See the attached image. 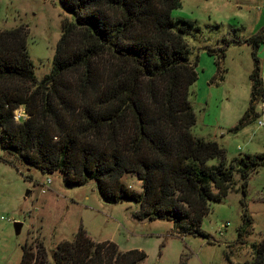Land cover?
<instances>
[{
	"label": "trees",
	"instance_id": "trees-1",
	"mask_svg": "<svg viewBox=\"0 0 264 264\" xmlns=\"http://www.w3.org/2000/svg\"><path fill=\"white\" fill-rule=\"evenodd\" d=\"M58 3L73 18L62 20L49 71L40 79L27 58L23 27L0 29V150L13 156L0 159L58 172L64 184L91 181L103 202L133 201L136 220L170 219L177 234L203 235L197 224L207 203L225 195L232 169L243 191L247 172L264 164V153L226 163L215 141L189 133L194 117L186 96L196 57L189 60L182 34L192 21L171 17L178 0ZM263 37L264 27L244 39L252 59L248 106L231 130L253 114V100L263 98L255 55ZM221 40L205 46L216 69L228 44ZM18 106L25 116L14 121ZM126 174L134 175L139 191L121 181ZM250 247V259L225 258L262 264L264 237ZM35 249L21 245L18 264H137L144 257L135 248L118 251L112 241H94L82 227L55 244L51 261L40 242ZM177 264L185 263L179 258Z\"/></svg>",
	"mask_w": 264,
	"mask_h": 264
},
{
	"label": "rangeland",
	"instance_id": "rangeland-1",
	"mask_svg": "<svg viewBox=\"0 0 264 264\" xmlns=\"http://www.w3.org/2000/svg\"><path fill=\"white\" fill-rule=\"evenodd\" d=\"M178 1L180 6L170 15L192 21L182 37L189 60L196 57V79L186 96L194 117L189 133L215 141L226 163L246 153H264V94L253 100V114L231 130L248 106L252 59L244 39L264 27V0ZM72 18L58 0H0V29L23 27L35 79L49 71L60 24ZM221 38L228 44L216 69L214 55H208L205 46H219ZM255 55L264 89V37ZM1 157L13 158L0 150ZM232 170L225 195L207 203L208 210L197 224L203 235H190L175 233L170 219L136 220L130 214L136 207L133 201L103 202L91 181L64 184L58 172H40L18 161L11 165L0 159V264H18L20 246L35 253L39 242L49 260L55 244L71 240L78 227L94 241L114 242L118 251L141 250L144 257L137 264H177L179 258L185 264L250 259V244L264 237V164L247 172L243 191L239 173ZM121 181L140 190L134 175L126 174ZM242 216L249 222L243 223ZM13 221L21 224L18 233L13 231Z\"/></svg>",
	"mask_w": 264,
	"mask_h": 264
},
{
	"label": "built area",
	"instance_id": "built-area-1",
	"mask_svg": "<svg viewBox=\"0 0 264 264\" xmlns=\"http://www.w3.org/2000/svg\"><path fill=\"white\" fill-rule=\"evenodd\" d=\"M21 106H18V107H15L13 110H12V119L14 121H18L20 118H23L25 116V114L23 113ZM261 122L258 121V124H260ZM45 182L49 181V179L47 177H45L44 179ZM40 191H43V189H40Z\"/></svg>",
	"mask_w": 264,
	"mask_h": 264
},
{
	"label": "water",
	"instance_id": "water-1",
	"mask_svg": "<svg viewBox=\"0 0 264 264\" xmlns=\"http://www.w3.org/2000/svg\"><path fill=\"white\" fill-rule=\"evenodd\" d=\"M19 226H21V224L18 221H13L12 228H13L14 233H18ZM51 253H52V251H51ZM51 253H50V255H51ZM50 259H52V256H50Z\"/></svg>",
	"mask_w": 264,
	"mask_h": 264
}]
</instances>
